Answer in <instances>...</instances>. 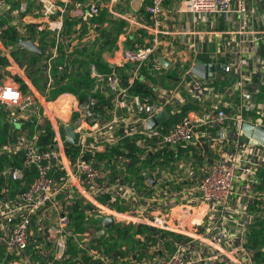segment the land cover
I'll return each instance as SVG.
<instances>
[{
    "label": "built area",
    "instance_id": "built-area-1",
    "mask_svg": "<svg viewBox=\"0 0 264 264\" xmlns=\"http://www.w3.org/2000/svg\"><path fill=\"white\" fill-rule=\"evenodd\" d=\"M10 1L0 0L3 69L17 76L0 70L8 135L0 144V264H256L247 241L250 228L264 221V144L242 124L264 127V0H142L134 15L116 0H14V9ZM102 9L126 22L122 42L99 49L98 64L86 66L90 86L51 96L55 74L68 62H59V47L66 43L63 51L71 53L87 46L97 37L95 25L105 26L90 21ZM13 24L16 43L39 46L38 34L47 33L39 87L29 64L18 67L2 43ZM136 28L150 40L127 48L126 35ZM163 57L171 75L155 83ZM197 60L217 67L206 71L212 78L193 73ZM162 110L166 123L148 128ZM67 124L77 134L70 146ZM45 125L52 136L42 148ZM187 144L202 157L196 170L177 150ZM76 201L84 212L81 233L70 227ZM105 216L167 232L172 248L157 240L142 255H107L93 240ZM69 239L82 254H69Z\"/></svg>",
    "mask_w": 264,
    "mask_h": 264
},
{
    "label": "trees",
    "instance_id": "trees-1",
    "mask_svg": "<svg viewBox=\"0 0 264 264\" xmlns=\"http://www.w3.org/2000/svg\"><path fill=\"white\" fill-rule=\"evenodd\" d=\"M10 1V0H9ZM148 0H144L147 2ZM16 1H10L11 9H14ZM145 19L148 20V15L145 11H142ZM5 17H9V13L5 14ZM92 24H101L105 23V26L102 27L96 26L94 29L97 31V37H95L92 41L89 42L87 46L75 47V49L71 53H65L63 48H66V43L62 44L59 47L60 59L59 62H67L64 71L61 74H55V87L51 90V96H54L56 93H60L62 91H72L76 92L80 88L88 87L89 79L85 74L86 66L89 63L98 64L97 54L98 50L103 48L104 46H112L120 33H122L126 27V22L122 19L115 18L107 13L105 9L100 10V12L91 18ZM66 29L65 33H69V29L71 26V22L66 20ZM29 33H35L34 29L31 27L27 28ZM86 31V25H82L80 27V33ZM47 33H39L37 36V41L39 47L45 51L47 48V44L44 39ZM19 36V30L16 25H9L2 36V43L4 46L10 47L11 56L20 60V62H26L29 64L30 68L27 72L28 76L32 79L35 86L39 87V82L43 80V75L41 71L38 69V64L43 60L42 54H35L25 48L13 49L16 44L17 38ZM150 34L142 29L136 28L134 30H130L126 35V46L127 48H134L137 46H142L148 44V38ZM91 44V46H90ZM80 48V49H79ZM8 64V60L5 56L0 53V70L3 69ZM172 79H174L172 77ZM137 89L142 93H148V88L137 87ZM191 105H184L180 108L179 113L175 115L174 120H180L183 117L184 111H186ZM3 113L0 111V144L3 143L8 137L7 134L3 132ZM34 124V119L25 122V126L32 127ZM52 132L49 129L48 125H45L44 132L38 135V144L40 147L45 148L49 145L51 141ZM66 151H72V148H66ZM173 151H165L166 160L169 161L173 158ZM197 159L200 158L201 155H196ZM138 173V172H137ZM32 175L31 173L29 174ZM142 177L141 174L138 175ZM71 223L70 227L74 233H81L85 228V219L83 206L79 204V202H75L71 207ZM143 227H137L133 229L132 227H126L121 224H114L104 235H95L94 242L97 246H102L104 252L107 255L114 254L117 252L118 255H128L130 251H137L140 255H142L145 251L148 250L151 243L156 242L157 240H163L164 248L167 251H170L172 248L170 240H167V232H154L149 231L148 234H143ZM143 235V237H141ZM175 238H179V236H175ZM247 246L250 247L253 251V258L256 264H264V221L258 220L256 225L249 230ZM68 251L69 254L73 257L82 254V251L78 249L69 239L68 242ZM65 264V263H63ZM73 264V263H69Z\"/></svg>",
    "mask_w": 264,
    "mask_h": 264
},
{
    "label": "water",
    "instance_id": "water-1",
    "mask_svg": "<svg viewBox=\"0 0 264 264\" xmlns=\"http://www.w3.org/2000/svg\"><path fill=\"white\" fill-rule=\"evenodd\" d=\"M19 48H25V49H27V50L35 53V54H42L43 53L42 49L31 40H23L21 42H17L14 45L13 49H19ZM161 62L164 66H166V67L169 66V64L166 60L161 59ZM214 69H217V67L214 66L213 64L202 63L200 60H197L196 63L194 64L193 68H192V71H193V73H195L196 75H198L201 78H208V77L212 78L213 73L211 72L208 74L206 71L207 70L213 71ZM219 71L221 72L222 69H219ZM166 117H167V111L166 110H162V111L158 112L153 117H151L150 119L147 120V127L150 128V127L157 125L158 123L164 121ZM2 127H3L4 134H6L7 133L6 123H3ZM242 129L247 135H252L256 139L261 141L262 144H264V127L257 126L256 128H253V126L251 124H248L245 122L242 124ZM64 130L67 134V137L64 140V146H70V145L74 144L77 140V134L74 132L72 125L67 124L64 127ZM149 180L151 182L153 181L151 177H149ZM113 224H114V221L111 217H109V216L103 217L102 218V226L97 231V235L101 236V235L106 234L107 229L109 227H111Z\"/></svg>",
    "mask_w": 264,
    "mask_h": 264
},
{
    "label": "crops",
    "instance_id": "crops-1",
    "mask_svg": "<svg viewBox=\"0 0 264 264\" xmlns=\"http://www.w3.org/2000/svg\"><path fill=\"white\" fill-rule=\"evenodd\" d=\"M142 0H132L131 1V7L132 8H134V11H135V13L139 10V11H141L142 10V7L140 8V4L142 3L141 2ZM170 2H165L164 4H169ZM134 13V14H135ZM133 14V15H134ZM147 20V19H146ZM148 21V20H147ZM150 37H151V34H150ZM150 37L148 38V40H150ZM118 40L120 39L121 40V38L118 36V38H117ZM116 39V40H117ZM149 42V41H148ZM163 43V42H162ZM161 43V44H162ZM161 59H164V60H166L164 57L163 58H161ZM167 62H168V64H169V61L168 60H166ZM164 68H165V70L164 71H161L160 73H158V74H156V75H158V76H156V78H154V82L156 83L157 81H158V78L160 77L161 79L162 78H164L163 76H166V75H171V69H170V66H168V67H166V66H164ZM161 83H163V84H168V85H171V84H173V82L172 81H166V83H165V79H164V81H162L161 80ZM191 108V106L188 108V110ZM187 114V113H186ZM169 120V119H168ZM170 121H172V120H170ZM164 122L166 123V121L164 120ZM163 122V123H164ZM199 129H202L201 127L200 128H198V130ZM177 150L178 151H180L181 152V154L183 155L182 156V158H184L185 159V161L186 162H188V163H190L191 165H193V167L195 168V170L197 169V167L201 164V160H200V158H198L197 159V157H196V155L198 154V153H196V151H195V147H194V145L193 144H187V145H185V146H181V147H178L177 148ZM200 155V154H199ZM145 173V172H144ZM144 175H146V173L144 174ZM148 176V175H147ZM153 182V181H152ZM198 209H201V211H203V209L202 208H198ZM198 214H200V211H198ZM102 223V222H101ZM114 225V224H113ZM101 226H102V224L100 225V228H101ZM110 228V227H109ZM108 228V229H109ZM107 229V230H108ZM98 230V229H97ZM147 232H149V231H151L150 229H145ZM107 233V232H106Z\"/></svg>",
    "mask_w": 264,
    "mask_h": 264
},
{
    "label": "rangeland",
    "instance_id": "rangeland-1",
    "mask_svg": "<svg viewBox=\"0 0 264 264\" xmlns=\"http://www.w3.org/2000/svg\"><path fill=\"white\" fill-rule=\"evenodd\" d=\"M116 6H124L125 7V9H126V13L127 14H134L135 13V11H134V8H132L131 7V0H116ZM202 26L204 27V25L202 24ZM202 27V28H203ZM261 27H263L264 28V26H261ZM119 42H122V40H120ZM87 44H89V42L87 43ZM90 46H91V44H90ZM11 55V54H10ZM12 57V56H11ZM166 57L168 58V59H170V56L169 55H166ZM15 61H17V66L18 67H23L24 66V64H27L26 62H20V60H16V59H14ZM4 70V75H7V76H11V77H13V78H17V76H14V75H12V70H10L9 69V66H7L5 69H3ZM2 75V74H1ZM123 224V223H122ZM123 225H125L126 227H132V226H130V225H127V224H123ZM133 229H136V228H134V227H132ZM143 234H148V232L145 230V229H143ZM141 237H143V235H141Z\"/></svg>",
    "mask_w": 264,
    "mask_h": 264
}]
</instances>
